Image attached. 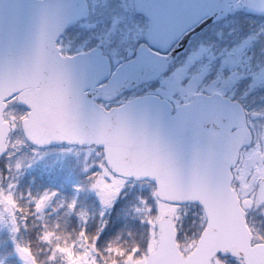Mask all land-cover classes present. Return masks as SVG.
Masks as SVG:
<instances>
[{
  "label": "water",
  "instance_id": "95a60500",
  "mask_svg": "<svg viewBox=\"0 0 264 264\" xmlns=\"http://www.w3.org/2000/svg\"><path fill=\"white\" fill-rule=\"evenodd\" d=\"M150 1L142 8L162 15L158 24L151 18V31L163 30V19L175 16L178 26L191 27L209 15L214 21L243 10L264 14V0ZM86 8L82 0H0V156L10 132L3 117L6 102L19 95L30 110L23 131L35 146L100 147L115 174L155 183L164 201L204 208L208 227L194 254L181 255L175 224L163 218L158 247L145 264H212L218 253L264 264V246L250 247L244 212L231 188V169L246 142L231 133L242 124L237 106L217 95H196L176 109L156 96L111 109L100 105L99 100L112 101L155 80L171 57L141 48L111 75L99 48L63 56L57 41L86 17Z\"/></svg>",
  "mask_w": 264,
  "mask_h": 264
},
{
  "label": "flooded vegetation",
  "instance_id": "af4514ba",
  "mask_svg": "<svg viewBox=\"0 0 264 264\" xmlns=\"http://www.w3.org/2000/svg\"><path fill=\"white\" fill-rule=\"evenodd\" d=\"M122 1H126L124 12L136 15V18L139 20L138 25H140V30L128 34V38L121 35L122 41H119V43L127 42L129 47H125L122 57H119V62L121 63L126 60L125 54L127 52H129L127 56H130V59H132L140 48L150 47V44L159 45L160 48H157L158 50L166 51L161 56H169L172 60L166 74L162 75L156 81L142 85L133 94L137 96L155 94L168 100H170L169 96L172 94L173 98L170 101L173 106H178L191 101L195 95L200 93L206 95L219 93L239 105L242 124L234 125L231 133L235 134L238 132V135L246 138V142L240 148L238 162L232 170V187L237 193L242 210L245 212L246 225L251 231L252 240H254L253 245L264 244V69L262 68L264 67V48H260L264 47V16L239 11L228 15L218 22H212L197 32H195V29L200 28L206 22L207 18L188 27L184 24L178 26L179 17L175 16L173 21L170 18L163 19L166 22V28L163 30L160 31L154 28L151 31V18H156L157 24L162 22L161 13L151 14L149 12L153 9L146 12L142 8L151 1ZM91 9L90 4V16ZM117 14L120 13L117 11ZM85 21H81L72 28L75 33L81 31L82 28L88 31L86 26L83 25ZM112 25L114 28L107 31L105 38L108 45L111 41L109 39L116 35L114 29L116 30L118 27L122 29L118 21H113ZM104 27L106 28L108 26L105 25ZM93 33L96 35L99 32L93 29ZM252 36L253 38L258 37L257 43H254V47L252 46L253 48L248 47L245 43V39L252 40ZM95 40L97 42L98 37ZM229 41L235 42L236 45H241L236 49H232ZM93 45L97 46L99 44ZM220 47L227 48L225 58L235 55L237 59L236 69H224L229 70L231 73H235L236 71L242 72L241 75L236 77L238 82L235 88L222 84L221 86L213 85V87L194 89L192 87H186L189 85L188 82L184 84L180 79L179 84L183 85V88L178 83H172V81L178 82V78L180 77L179 69H184L191 73L195 67L203 68L199 67V64H195L193 56L200 61L205 51L215 53ZM245 52L248 63L252 67L255 66L254 69L250 65H248L247 70L240 69L245 66L242 63V56ZM180 62L186 63L185 66L182 67ZM224 63L225 60H223ZM166 77H173L174 79L168 82ZM161 88L166 93L163 94L160 91ZM183 95L186 96V99L181 97ZM234 122L235 119L231 121V123L235 124ZM236 262L237 264H244L243 259L236 258Z\"/></svg>",
  "mask_w": 264,
  "mask_h": 264
},
{
  "label": "trees",
  "instance_id": "16d2710c",
  "mask_svg": "<svg viewBox=\"0 0 264 264\" xmlns=\"http://www.w3.org/2000/svg\"><path fill=\"white\" fill-rule=\"evenodd\" d=\"M22 109L24 110V108ZM28 146L30 145L28 144ZM62 147L78 149L80 150L79 152L94 151L100 153L103 157L101 149L96 147L78 148L60 145L47 149H35L48 151ZM9 161V155L0 158V192L13 183L12 197H14L13 203L17 209V218L23 217L17 221L20 222L24 219L25 224L18 226L19 232L15 236L7 230L6 226L0 224V264H17L18 258L15 250L17 243L32 251L36 264H46V262L47 264L67 263L68 260H64L62 255L65 251L82 255L87 253L84 252L85 248L91 250L94 247L96 248L97 256L100 255L106 264H125L130 258L138 259L144 257V255L146 256L149 245L155 236L154 220L159 213L158 201L155 196L154 186L151 183L133 184L136 182H130L129 186L131 189L125 190L122 196L114 202L113 207L110 208H104L94 198L95 194L92 192V184L85 183L87 188L83 187L81 190L76 185V193L79 196L70 204L71 209L67 212V218L75 230H69V233H62L59 236L53 229L51 233L56 242L53 241V244L50 245L49 243L52 241L46 237L45 230L52 228L49 223L51 220L49 219L48 222V218L44 219L37 196L57 187L58 181L51 174L58 175L59 173L50 169L52 172L48 174L47 171L40 169L41 167L39 166L36 173L30 169L26 171L21 169L20 172H16L15 168L9 164ZM79 163L80 161L76 162V164ZM44 168H48V166ZM99 169L101 170V168ZM58 170L61 172L60 166ZM88 175L93 176L94 174L92 172L90 174L78 172L74 169L66 170L63 179L86 181L84 178L87 179ZM69 176H72V178ZM85 191L93 199L89 200L90 197L83 194ZM52 201H54L53 207H55L54 204L60 203V198L53 197ZM176 213H178L175 217L178 220L180 245L185 250L189 249V247L193 248L200 235V231L196 229L194 224L193 217L199 219L200 227L203 229L205 226L204 213L197 205L182 206L181 211ZM71 224L69 225L71 226ZM57 225L58 223L55 222L54 228H57ZM98 229L102 230L103 233L108 229L114 240L107 242L98 241L95 237ZM86 233L89 234V237H85ZM136 239H142L140 240L142 247L134 245L133 241ZM119 241L123 244L127 243L126 247L117 248L115 244ZM98 243L101 244V247L97 249ZM115 247L121 252L117 253L118 251L114 249ZM54 250H56V254H54Z\"/></svg>",
  "mask_w": 264,
  "mask_h": 264
},
{
  "label": "rangeland",
  "instance_id": "374dc122",
  "mask_svg": "<svg viewBox=\"0 0 264 264\" xmlns=\"http://www.w3.org/2000/svg\"><path fill=\"white\" fill-rule=\"evenodd\" d=\"M125 3L126 1L124 2L122 0H91V7H92L91 16L83 24L84 26H86V29L88 31H85L84 30L85 28L84 29L82 28L81 31L78 32L79 34L78 33L76 34L78 36L80 35L79 36L80 41H77L73 44L67 45L69 41L65 42L64 39L65 48L67 45L68 47L67 49L71 50L70 52H74V51L87 49L88 46H91L93 44L104 45L105 48H107L106 51H109L108 55L110 59L111 60L114 59V65L117 66L119 64V57H122L125 47L126 48L129 47L127 42L119 43V41H122L121 35L123 37L128 38L129 37L128 34H132L140 30L139 27L140 25H138L139 20L136 18V15H133V13L127 14L126 12H124V8L126 5ZM117 11L120 14H117ZM113 21H118L121 24L122 29H120L119 27L116 30L114 29L116 35L111 37V39H109L111 41L109 42L108 45L107 44L108 42H106L105 38L107 31L109 29L114 28V26L112 25ZM105 25H107L108 27L105 28L104 27ZM93 29L96 31L98 30L99 33L95 35V33H93ZM72 35L74 36L75 34ZM95 36L98 37L97 42L95 40L96 38ZM251 39L253 41L249 39H245V43L248 47L254 46L255 40L253 36L251 37ZM92 41L95 42L92 43ZM230 43L232 49H236L238 48L239 45H241V44L236 45L235 42H230ZM226 50L227 48L220 47L215 51V53H212V51L209 50L208 51L210 53L205 51L204 55L200 58V61L195 56H193V58L195 59L194 61L195 64H199V67H203V68L200 69L195 67L193 71H191V73L187 70L179 69L180 77L178 78V82L172 81L174 79L173 77L172 78L167 77V79L169 81H172L173 84L176 83L179 84V79H180L184 82V84L188 82L189 85H187L186 87L188 88L192 87L194 89L200 87L203 88L213 87V85L221 86L222 84H225L227 86H232L235 88L238 82L236 77L238 75H241L242 72L229 73L221 68L220 62L221 59L222 60L224 59ZM211 54H213V56ZM246 58L247 56L245 52L243 53L242 56V63L245 66L240 69L247 70L248 65H250V67L254 69L255 66L252 67L251 64L248 63ZM180 64L182 67H184L186 63L180 62ZM262 68L264 69V67ZM112 69L114 70L115 67H113ZM179 86L183 88L182 87L183 85L179 84ZM160 91L163 94L166 93L165 91H163L162 88L160 89ZM181 97L183 99H186L185 95ZM169 98L172 99L173 95L170 94ZM25 116H26V112L25 110H22L20 108L16 98L9 101L8 111L6 114V119L11 123V129H12L8 142L9 160H10L9 164L15 168L16 172H20L21 169L23 171L30 169L36 173L37 169L41 167L40 169L47 171L48 174H50L52 172L50 171V169H52L56 173L57 172L59 173L58 175L51 174V176L56 181H60L61 178L65 177L66 170L74 169L78 172H83V173L86 172L87 174H90L92 172L94 175L90 178V180L87 179L84 182L93 185L92 192L95 194V198L99 200L101 204L105 205L106 207H109L110 203L113 201L115 197L112 195V193H117L119 194V197H121L122 194L125 192V190H128V188H130L129 186L130 183L128 182L129 179L117 177L113 175L105 166L103 157L101 156L100 153L94 151L79 152L80 150L78 149L64 148V147L51 149L48 151H38L36 149L30 148V146H28L27 144L28 142L24 137L21 127V122ZM79 161L80 163L76 164V162ZM45 166H48V168H44ZM59 166L61 168V172L60 170H58ZM24 168H28V169H24ZM99 168H101V170ZM69 177L72 178V176ZM140 183L142 182L133 183V184H140ZM13 190H14V185L13 183H11L9 187H7L6 189L0 192V224L6 226L7 230L10 231L15 236L19 232L18 226L20 224L24 225L25 223H24V219L20 222L17 221L18 219H22L23 217L17 218L18 216V214H16L17 209L15 204L13 203L14 197H12ZM37 199L40 201L41 204L40 210L43 209L44 205H45V211L46 209L49 210L51 203L48 206L49 201L47 199L46 194L43 196L38 195ZM64 203L65 202L63 201L61 208L64 205ZM112 205L113 203L110 205V207H113ZM158 206L160 211V214L158 215L159 218H162L164 216L166 218H170L168 217L169 214L174 213L175 215H177L178 213L175 212L181 211V208H176V206L174 205H165L159 201H158ZM11 207L13 208L11 209ZM193 220L196 229H198L201 234L204 228L201 229L200 227L201 223L199 219L193 217ZM45 234L50 235V232L46 231ZM110 234L111 233L108 231V229H106L104 233L102 230L98 229L97 233L95 234V237L97 238L98 241H106V242L109 240L112 241L114 240L113 235ZM85 237H89V234L86 233ZM140 240L142 239L134 240L133 241L135 243L134 245H136L137 247H142ZM155 244H156V237L155 238L153 237V240L151 242V245L153 246L149 251L153 250ZM115 245L117 248L122 249L123 247H126L127 243L123 244L122 242L119 241ZM100 247L101 244L98 243L97 249ZM116 247L114 249L118 251L117 253H120L121 251L118 250ZM194 247H196V243ZM15 250H16V255L18 256L17 264H36L32 251H29L26 247L22 246L20 243H17ZM84 252L87 253H84L82 255L80 253H76V254L70 253L68 256L69 259L68 264H100L98 262L99 259L96 260L97 262L94 260L96 257H94V255L89 249L85 248ZM132 260H136V259L132 258ZM142 263L143 261H138V260L134 262L131 261V264H142Z\"/></svg>",
  "mask_w": 264,
  "mask_h": 264
}]
</instances>
